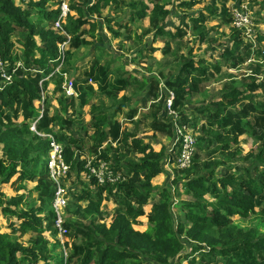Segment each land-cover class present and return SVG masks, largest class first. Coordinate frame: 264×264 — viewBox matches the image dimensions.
I'll use <instances>...</instances> for the list:
<instances>
[{"label": "trees", "instance_id": "16d2710c", "mask_svg": "<svg viewBox=\"0 0 264 264\" xmlns=\"http://www.w3.org/2000/svg\"><path fill=\"white\" fill-rule=\"evenodd\" d=\"M50 1L19 0L20 3L16 4L14 0H0V57L10 65L21 60L29 70H36L35 74L19 70L9 83L0 88V186L9 184L15 193L7 198L0 189V214L16 222L9 224L10 232H0V264H46L49 259L48 247L51 243L45 233L56 235L52 228L54 216L51 209L54 183L47 164L50 144L54 142L59 145L61 159L70 171L76 173L77 179L81 172H86V161L76 158L69 145L79 141L68 137V144L64 145L61 136L48 128L49 120L42 119L35 124L36 132L51 135L41 137L33 131L24 132V121L13 122L9 114L3 115V110L15 112L16 106L22 107L25 119L37 114L33 102L40 99L38 82L40 77L50 73L49 65L57 57V45L64 39L49 26L59 15L57 4L53 8L47 7ZM148 2L128 0L121 4L132 12L131 20L136 22L147 18L151 24H157L158 34L167 35L162 24L168 21L170 10L165 3L159 2H150L149 8ZM119 3L120 0H71L70 14L63 25L64 31L70 36V50L91 47L96 53L101 52L84 74L97 84L98 93L91 85H87L80 94V104L89 103L97 94V98L102 95L113 102L90 105L92 152L97 157L92 164L103 161L109 164L112 171L125 173L122 181L102 186H97L94 179L89 183L78 181L82 189L72 193L74 202L66 208L70 218L77 219L73 222L72 219H66L65 227L70 238H75L74 233L79 232L84 242L72 245L71 253L79 258L78 264H144L142 259H148L152 264H173V259L181 261L188 258V253L184 255V242L188 241L192 246L191 252L201 251L199 256L201 260L207 261L205 264H218V261L220 264H264V232L255 227L243 228L230 221L231 217L245 219L251 214L264 218V103L259 105L254 102L258 96L255 93L257 88H262L264 95V76L259 84L254 81L243 88L240 82H231L233 86L230 89H223L217 94L219 97L211 109L205 107L203 110L210 113L206 116V125H201L202 120L188 125L193 130L200 126L202 137L196 142L197 147L204 145L209 148L214 144L221 153L220 158L203 160L194 156L189 168L179 170L181 194L190 197L191 201L183 202V218L177 221L172 212L174 198L171 187L151 184L153 178L164 174V161L168 158L173 160L169 149L162 146L158 152L154 151L134 133L123 130L120 135L113 129L116 114L135 100L147 86L145 78L139 83L129 76L132 84L138 85L137 89L131 96L122 95L118 98V93L127 84L120 77L112 83L108 81L109 68L115 58L101 63L104 44L98 33L99 20L91 16L100 15L102 10ZM194 4V0L189 2V5ZM214 12L208 10L209 14ZM191 19L194 23L203 21V18ZM110 21V18L105 17L108 27ZM227 22H231L230 18ZM84 26L87 29L82 30ZM195 31L198 29L195 28ZM198 34L202 42L205 33L199 31ZM119 36L116 31L112 34V38L117 39ZM229 39L231 45L220 54V58L225 59L227 64L238 65L243 62L241 54L245 45L241 32L231 27ZM96 41L101 46H96ZM255 42L259 45L264 43V31H256ZM15 46L19 47L20 53L15 50ZM249 47H252L251 42H247L244 49L248 51ZM254 48H257L258 55L264 52L260 46ZM147 50L152 49L140 47L137 53ZM121 58L120 55L116 57ZM218 64L217 60L209 65L205 59L192 57L181 63L183 77H178L175 82L169 81L175 94L173 108L182 124L187 122L182 110L185 102L192 95H203V79L209 74L210 66L216 68ZM115 69V72H119L123 66ZM218 70L215 69L216 72ZM57 89L61 91L60 84ZM66 101L61 98L59 102L63 107L72 105ZM237 106L241 108L236 110ZM58 118L59 115H55L50 121ZM151 128L164 132L167 137L173 136L170 118L168 122L164 118L160 122H152ZM241 135L259 143L257 151L242 153L238 147ZM109 138L111 141H108ZM113 143L125 144L131 152L138 154L134 162L125 165L126 171L121 169L123 154L117 147H112ZM112 153L114 155L110 157ZM236 158L244 164L251 161L256 164L252 170L243 166V174L235 178L230 169L234 167ZM26 182L33 183V186L26 194L20 193L22 184ZM171 182L176 186L178 181L173 179ZM154 190H158V199L151 203L149 212L145 214L143 208ZM206 195L212 201L206 199ZM110 199H116L118 204L114 217L108 225L99 223L100 206L103 201ZM45 205L49 208L50 216L44 214ZM142 216L147 220L144 232L134 229L140 224L138 219ZM24 236H28L26 244L20 242ZM55 244H59L57 239Z\"/></svg>", "mask_w": 264, "mask_h": 264}, {"label": "rangeland", "instance_id": "374dc122", "mask_svg": "<svg viewBox=\"0 0 264 264\" xmlns=\"http://www.w3.org/2000/svg\"><path fill=\"white\" fill-rule=\"evenodd\" d=\"M14 1L16 4L20 3L19 0ZM122 1L126 2L128 0H120L119 4L112 5L110 8L102 10L100 15L91 16L92 18L99 20L100 28L98 33L104 44V47L102 48L104 55L102 56L101 63L108 61L111 58H115V61L111 63L109 68L108 81L112 83L114 79L120 77L127 84L125 89L118 93V98L122 95L131 96L132 93L136 91L138 85L132 84L131 80L128 79L129 76L139 83H141L144 78L147 81L146 88L141 90L142 96L128 103L127 106L117 113L113 119V129L117 130L120 135L123 130L127 131L126 129H130L132 133L137 137H140L143 141L144 138L141 137L140 134L152 131V122H160L163 118L167 122L169 121V118L171 117L168 115L164 104L167 93L174 94V90L169 86V81L175 82L178 77H183V73L180 70L181 63L192 57H195V59H205L209 65H212L216 60L219 61V64L216 67L219 69L218 72L215 71L216 68H212L211 66L210 68L208 67L210 72L203 79V95L200 93L199 95H192L182 108L187 121L183 124L192 131L196 142L202 137V132L199 130L200 126H197L196 130H193V128L188 125L191 124V122L198 120H202L201 125H206L205 119L210 113L209 111L203 112V110L205 107L211 109L216 98L219 97L217 94L220 93L221 90L230 89L233 86L231 82L234 81L240 82L242 88L244 85L251 84L254 81L256 84H259L262 81V77L264 76V52H261V55H258L255 50L257 48L254 47L260 46L261 50H264V43L259 45L254 41L251 43L252 47H249L248 51H246L244 48L247 44V40L243 38L245 44L242 47L243 54H241L243 62L238 65L236 64L237 66L235 64H227L225 59L220 58V54L229 49L231 45V40L229 39L231 22H227V19L230 18L231 21V10L239 5L237 0H194V5H189V2H192V0H142L146 3L149 1L147 4L149 8H151L150 2L165 3L167 9L171 12V15L168 21L162 24V29L164 32L172 34L174 36L173 38L168 34H158L156 30L157 24H151L147 18L136 20V22L131 20L132 12L127 6L121 4ZM242 1L247 3V8L251 13V19L253 22L252 29L255 31H264V0ZM70 2L71 0L68 1V3ZM56 4H58V0H51L47 7L53 8ZM207 9L215 12L209 14ZM105 17L111 19L109 27L105 23ZM191 18L195 20L203 18V21L199 20L194 23ZM125 24L127 25L126 27L123 26ZM51 25L52 24H49L50 27ZM195 28L198 29V31H195ZM81 29H87V27L84 26ZM114 31L120 35L117 39L112 38ZM199 31L205 33V38L202 42L199 40ZM95 45L101 46L100 42L97 41L95 42ZM140 47L152 50H147L138 54L137 52L140 50ZM15 50L20 53L18 46H15ZM84 53L92 54H88L89 56L87 58L78 62L77 59ZM100 53L101 52L96 53L91 47L70 50L68 46L65 50V59L62 67L61 65L59 66V62L55 63L53 61L49 65L50 73L45 77H40L38 82L40 99L33 102L34 108L38 110L37 114L34 117L25 119L22 107L16 106L15 112L3 110V115L9 114L10 119L13 122L24 121V132L26 130L33 131L41 137H51V135L36 132L35 124L42 119L49 120L48 128L61 136L64 145L68 144V137L79 141L75 145L69 143L76 158L85 160L86 162L88 160L95 161L97 157L92 152L93 140L89 128V125L92 122V115L89 111L90 105L100 103L107 105L113 102L106 96L101 95L97 98V94L92 97L89 103L81 105L82 96L80 94L87 85H91L92 88L97 91L96 93H98L97 84L84 74L93 62V59L96 58L97 55L99 56ZM118 55L122 56V58L116 59ZM74 58L76 61H74ZM118 66H123V69L119 72H115L116 69L114 68ZM19 70L25 71L26 74L36 73V70H29L28 66H25L21 60H18L16 63V71L18 72ZM153 77H155V79ZM256 81H258V83ZM1 83L2 80H0V87ZM59 84L61 91L57 89ZM67 87H71L73 90L74 94L72 96L65 94L64 90ZM261 91L262 88H257L255 90V93L258 96L254 99V102L259 103V105L264 103V95H262L263 93ZM211 95H213L212 98H210ZM260 95L263 97H260ZM61 98L67 99L66 103L68 104L71 102L72 105L63 107L59 102ZM162 101L164 103H162ZM240 108L241 106H237L236 110H239ZM55 115H59V118L50 121ZM4 121L6 120L4 119ZM24 126H26V128ZM152 135L153 136L151 137L153 141L158 140L159 143H162L163 140V143H166L167 145L169 144L168 147H171L173 136L167 137L164 132L157 130H154ZM146 137L149 138V136ZM150 140L151 139L147 142L148 144ZM108 141H111V138H109ZM252 141L253 140L246 135H241L239 137L238 147L242 153H246L247 151H257L259 143L256 144ZM112 147H117L119 152L123 154L120 161L122 163L121 169L124 171H126L125 165L134 162L138 157V154L131 152L128 147H125V144L113 143ZM233 148L234 146L232 145L231 149ZM101 149H103V147ZM220 153L219 150H216V145L214 144L209 148L204 145L200 148L197 147L196 143L194 156H199V158L203 160L220 158ZM170 154L174 158L175 153L171 152ZM113 155L114 154L112 153L110 157H113ZM45 158L47 159V155ZM233 163L234 167L231 168L230 171L234 174L235 178H239L243 174V166H248L249 169L252 170L253 166L256 164L252 161L244 164V162L238 161L237 158ZM85 165L84 168L86 169ZM162 167L164 175L163 178H159L157 186L171 187L170 192L174 198L172 212L174 213L176 220L180 222L182 221L185 210L183 202L191 201V199L190 197L181 194V184L178 176L179 170H177L174 165L170 164L167 168H165L164 164ZM85 177V171L81 172L79 174V179H77L76 173L68 169L65 176L60 179L61 186L67 192V204L63 215L64 222H66V219H72L71 222H73L74 219H77V217L70 218V213L66 208L69 203L74 202L72 193L79 192L82 189V185L79 183L90 182V179L86 180ZM153 179L151 180V183ZM173 179H177L178 181L176 186L171 182ZM32 184L28 182L23 183L20 193L26 194V191L33 186ZM55 187L56 185L54 183V189ZM0 189L5 192L7 198L15 195L9 184L0 186ZM157 193L158 190H154L150 195L148 204L143 208L145 214L149 212V206L151 203L158 199ZM33 196L37 198L36 194H33ZM206 199L212 201L208 195H206ZM117 205L116 199L103 201L100 206L99 223H105L108 225L114 217L115 211L118 208ZM45 212V215H49L50 211L46 205ZM138 221L140 224L136 225L134 228L145 226V229L143 230L144 232L147 229L146 217L142 216ZM230 221H233V223L243 228L255 227L258 231L264 232V218L256 217L252 214L245 219L236 216L231 217ZM11 222L16 223L14 219L0 214V232H10L8 226ZM74 234L76 236L73 239L70 238L69 235L66 238L63 237L59 239L51 232L45 233L51 243L48 247L49 259L46 264H78L79 258L73 256L70 247L72 245H80L84 242V239L79 232H75ZM56 239L59 241V244H55ZM27 240L28 236H24L20 239V242L26 244ZM184 243V255L188 253V258L181 261L173 259V264H205L207 262L206 260H201L199 256L201 251L198 253L191 252V244L188 241ZM192 254H194V256H191ZM142 261L144 264H152L148 259L145 261L142 259ZM39 264H43V262H39ZM218 264H220L219 261Z\"/></svg>", "mask_w": 264, "mask_h": 264}, {"label": "built area", "instance_id": "2783aa9c", "mask_svg": "<svg viewBox=\"0 0 264 264\" xmlns=\"http://www.w3.org/2000/svg\"><path fill=\"white\" fill-rule=\"evenodd\" d=\"M68 1L69 0H58L57 7L59 9V15L51 26L54 31L64 38L63 41L57 45V57L54 60L55 63L59 62V66L61 65V67L65 59V50L70 43V36L63 29L65 19L68 14H70V3H68ZM237 2H239V5L235 6L230 13L231 27L240 31L242 37L245 38L247 42L252 43L255 41L256 31L252 29L253 22L251 19V13L247 8V3H244L242 0H237ZM16 63L17 61L10 65L9 62L0 57L1 86L5 83H9L12 80L13 75L16 74ZM64 92L68 96H72L74 94L71 87L65 88ZM173 102L174 94L167 93L164 104L168 115L171 117L170 124L173 129V139L168 153L170 154L171 152H174L175 154L173 160L168 158V160L164 161V165L165 168H167L170 164L174 165L177 170H184L191 166V162L195 154L196 140L192 131L181 123L180 116L173 108ZM50 146L51 150L48 155V165L50 169V178L56 185L51 202V209L54 216L52 227L56 232V236L61 239L63 237L66 238L69 231L64 225L65 222L63 218L64 209L67 204V192L61 186L60 179L65 176L69 167L61 159V148L59 145L52 142ZM93 162L94 161L90 160L86 162V180L94 179L97 186H102L104 184H113L114 182L122 181L124 179L125 173L123 171L114 172L110 169L109 164L103 161H98L96 165H93Z\"/></svg>", "mask_w": 264, "mask_h": 264}, {"label": "crops", "instance_id": "0c3cea01", "mask_svg": "<svg viewBox=\"0 0 264 264\" xmlns=\"http://www.w3.org/2000/svg\"><path fill=\"white\" fill-rule=\"evenodd\" d=\"M93 1V0H92ZM73 14V13H72ZM114 40H116V39H114ZM88 54H92V53H84V54H82L78 59H77V61L79 62V61H81V60H83V59H85V58H87L89 55ZM89 68V67H88ZM115 69V68H114ZM142 96V93L140 92V93H138V95L136 96V98H139V97H141ZM213 97V95H211L210 96V98H212ZM135 98V99H136ZM135 117V116H134ZM136 118V117H135ZM134 118V119H135ZM127 131H129V132H131L132 133V131L129 129H126ZM152 133H153V130L152 131H149L148 133H143V134H140V136L141 137H143L144 138V144H148L147 142L149 141V139H151L150 140V142H149V145L152 147V149L154 150V151H159L160 149H161V147L162 146H165V147H167V148H169L168 147V145L166 144V143H163V140L161 139V138H159L160 140H162V143H159L158 142V140H156V141H153V139H152V137L151 136H153L152 135ZM146 136H149V138L148 137H146ZM138 139H140V137H137ZM253 142V141H252ZM254 144V143H253ZM163 175L164 174H159V175H157L154 179H153V181H152V185L153 186H157V184L159 183V178L161 177V178H163ZM149 210H150V206H149ZM145 212V211H144ZM141 228V229H140ZM135 230H139V231H143L144 229H145V226L143 227V226H139V227H136V228H134Z\"/></svg>", "mask_w": 264, "mask_h": 264}]
</instances>
